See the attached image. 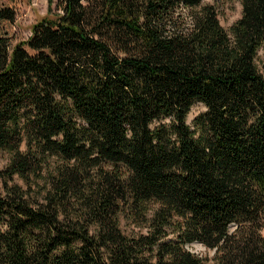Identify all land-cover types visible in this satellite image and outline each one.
Listing matches in <instances>:
<instances>
[{
	"label": "trees",
	"instance_id": "1",
	"mask_svg": "<svg viewBox=\"0 0 264 264\" xmlns=\"http://www.w3.org/2000/svg\"><path fill=\"white\" fill-rule=\"evenodd\" d=\"M238 1L229 29L205 0H58L0 35V264H264V0Z\"/></svg>",
	"mask_w": 264,
	"mask_h": 264
},
{
	"label": "rangeland",
	"instance_id": "2",
	"mask_svg": "<svg viewBox=\"0 0 264 264\" xmlns=\"http://www.w3.org/2000/svg\"><path fill=\"white\" fill-rule=\"evenodd\" d=\"M57 3L58 0H0V8L11 7L17 13L15 22L4 21L0 24V35L8 34L18 40H27L31 35L33 25L42 17L48 16L50 9L55 12ZM205 3L218 7L220 22L226 29H229L241 17L242 5L238 0H205ZM203 110H205L203 105L195 106L189 115V122ZM9 157L10 154L8 152H0V168H3L8 163ZM122 228L126 232L133 230V226L124 220ZM262 233L264 235V229ZM188 247L197 253L206 251L205 247L200 243H194Z\"/></svg>",
	"mask_w": 264,
	"mask_h": 264
},
{
	"label": "water",
	"instance_id": "3",
	"mask_svg": "<svg viewBox=\"0 0 264 264\" xmlns=\"http://www.w3.org/2000/svg\"><path fill=\"white\" fill-rule=\"evenodd\" d=\"M202 245V244H201Z\"/></svg>",
	"mask_w": 264,
	"mask_h": 264
}]
</instances>
